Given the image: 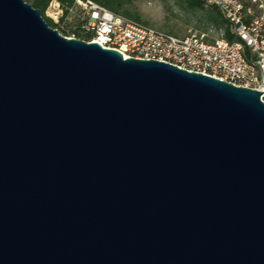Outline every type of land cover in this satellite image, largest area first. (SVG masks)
Instances as JSON below:
<instances>
[{"label":"water","instance_id":"water-1","mask_svg":"<svg viewBox=\"0 0 264 264\" xmlns=\"http://www.w3.org/2000/svg\"><path fill=\"white\" fill-rule=\"evenodd\" d=\"M263 92L0 0V264H264Z\"/></svg>","mask_w":264,"mask_h":264},{"label":"built area","instance_id":"built-area-1","mask_svg":"<svg viewBox=\"0 0 264 264\" xmlns=\"http://www.w3.org/2000/svg\"><path fill=\"white\" fill-rule=\"evenodd\" d=\"M205 2L219 10L232 40L222 35L209 42L203 33L176 36L114 12L95 0H52L49 17L60 28L69 26L72 38L79 34V39L113 49L124 59L156 60L264 91V1L251 0L258 3L260 12L242 0Z\"/></svg>","mask_w":264,"mask_h":264},{"label":"rangeland","instance_id":"rangeland-1","mask_svg":"<svg viewBox=\"0 0 264 264\" xmlns=\"http://www.w3.org/2000/svg\"><path fill=\"white\" fill-rule=\"evenodd\" d=\"M44 9V15L49 17L52 13V8H49L50 2ZM66 1V0H65ZM124 6L120 9V12L127 10L131 17L145 22L146 24L154 27L158 30L172 33L176 36L184 37L190 34H205L204 39L207 41H213L216 38L225 36V23L221 28H217L213 22L209 19L210 16L214 19H221V15L218 16L213 6L208 5L205 0L201 8L190 9L186 2L183 0H120ZM246 6H251L256 12H260L258 3H252L251 0H242ZM264 1V0H262ZM30 4V2H29ZM59 28L60 32L67 37L70 36V27L63 26ZM226 37V36H225ZM76 38H81V35L76 34Z\"/></svg>","mask_w":264,"mask_h":264},{"label":"trees","instance_id":"trees-1","mask_svg":"<svg viewBox=\"0 0 264 264\" xmlns=\"http://www.w3.org/2000/svg\"><path fill=\"white\" fill-rule=\"evenodd\" d=\"M26 1L27 3L30 2V5L36 9H38L41 13V15L43 16V18L46 20V22L48 23L49 26H51L52 28H55V24L52 23L50 21V19H48L45 15H44V9L45 7L47 6V4L49 3L50 0H24ZM62 1H65V0H62ZM96 2L106 6L107 8H109L110 10L114 11V12H118V13H121L125 16H128V17H131L130 13L125 10L123 12H120V9L124 6V4L120 1V0H95ZM184 2H186L187 6L190 8V9H198V8H201L202 7V4H203V0H183ZM215 13L220 16V12L217 8L213 7ZM222 17V16H221ZM133 18V17H131ZM134 19H137V18H134ZM213 24L217 27V28H221V26H223L226 21L223 19V17L221 19H216V18H212L210 16L209 18ZM138 20V19H137ZM225 27V36L227 39L229 40H232L233 39V36L230 34V28L229 26H224ZM65 36H68L67 34H64Z\"/></svg>","mask_w":264,"mask_h":264}]
</instances>
